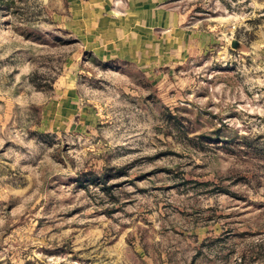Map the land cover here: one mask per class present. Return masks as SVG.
Returning a JSON list of instances; mask_svg holds the SVG:
<instances>
[{
  "label": "rangeland",
  "instance_id": "obj_1",
  "mask_svg": "<svg viewBox=\"0 0 264 264\" xmlns=\"http://www.w3.org/2000/svg\"><path fill=\"white\" fill-rule=\"evenodd\" d=\"M65 5L0 0V264H264V0L161 3L179 47L139 66Z\"/></svg>",
  "mask_w": 264,
  "mask_h": 264
},
{
  "label": "crops",
  "instance_id": "obj_2",
  "mask_svg": "<svg viewBox=\"0 0 264 264\" xmlns=\"http://www.w3.org/2000/svg\"><path fill=\"white\" fill-rule=\"evenodd\" d=\"M165 1L66 0L67 12L61 21L85 51L102 60L151 64L179 47L180 16L160 6Z\"/></svg>",
  "mask_w": 264,
  "mask_h": 264
},
{
  "label": "trees",
  "instance_id": "obj_3",
  "mask_svg": "<svg viewBox=\"0 0 264 264\" xmlns=\"http://www.w3.org/2000/svg\"><path fill=\"white\" fill-rule=\"evenodd\" d=\"M42 78H44V76L41 73L38 72H34L31 74L30 79L33 82V84L37 87V88H42V89H46L47 87L42 83ZM49 88H51V85H48ZM109 174L110 172H104L101 176H98L96 173L91 172L90 176L88 177L89 180H96V182L100 183L102 188L107 192V193H111V184L108 183V178H109ZM82 180V179H80ZM110 196H113V194H110ZM113 198H115L113 196ZM116 199V198H115ZM263 250V243H260V245L255 248V251L258 252V254H260V252L258 251ZM260 255H258L259 258ZM244 257V256H243Z\"/></svg>",
  "mask_w": 264,
  "mask_h": 264
},
{
  "label": "water",
  "instance_id": "obj_4",
  "mask_svg": "<svg viewBox=\"0 0 264 264\" xmlns=\"http://www.w3.org/2000/svg\"><path fill=\"white\" fill-rule=\"evenodd\" d=\"M234 45L236 46V41L234 42Z\"/></svg>",
  "mask_w": 264,
  "mask_h": 264
}]
</instances>
